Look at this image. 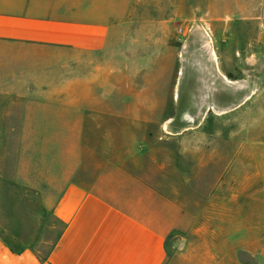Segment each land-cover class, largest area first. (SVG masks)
<instances>
[{
    "label": "crops",
    "instance_id": "1",
    "mask_svg": "<svg viewBox=\"0 0 264 264\" xmlns=\"http://www.w3.org/2000/svg\"><path fill=\"white\" fill-rule=\"evenodd\" d=\"M132 3L0 0V187L18 189L0 188V264H171L185 219L170 192L144 161L108 159V118L162 117L142 97L108 111L101 74Z\"/></svg>",
    "mask_w": 264,
    "mask_h": 264
},
{
    "label": "rangeland",
    "instance_id": "2",
    "mask_svg": "<svg viewBox=\"0 0 264 264\" xmlns=\"http://www.w3.org/2000/svg\"><path fill=\"white\" fill-rule=\"evenodd\" d=\"M131 2L138 22L112 38L101 74L108 111L142 97L162 117L108 118V159L144 161L137 172L170 192L185 219L171 264H264V0Z\"/></svg>",
    "mask_w": 264,
    "mask_h": 264
},
{
    "label": "built area",
    "instance_id": "3",
    "mask_svg": "<svg viewBox=\"0 0 264 264\" xmlns=\"http://www.w3.org/2000/svg\"><path fill=\"white\" fill-rule=\"evenodd\" d=\"M187 35V31L186 29H184L183 27H178L176 29V36L178 37V41L181 42L182 40H184V38Z\"/></svg>",
    "mask_w": 264,
    "mask_h": 264
}]
</instances>
